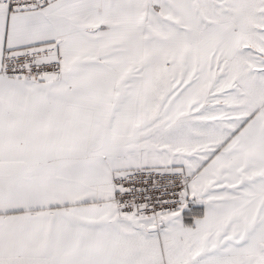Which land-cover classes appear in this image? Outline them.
Segmentation results:
<instances>
[{
	"label": "snow or ice",
	"instance_id": "obj_1",
	"mask_svg": "<svg viewBox=\"0 0 264 264\" xmlns=\"http://www.w3.org/2000/svg\"><path fill=\"white\" fill-rule=\"evenodd\" d=\"M0 264H264V0H0Z\"/></svg>",
	"mask_w": 264,
	"mask_h": 264
}]
</instances>
